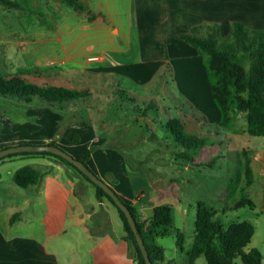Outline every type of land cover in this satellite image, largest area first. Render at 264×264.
Instances as JSON below:
<instances>
[{
  "label": "crops",
  "instance_id": "1",
  "mask_svg": "<svg viewBox=\"0 0 264 264\" xmlns=\"http://www.w3.org/2000/svg\"><path fill=\"white\" fill-rule=\"evenodd\" d=\"M59 2L63 3L61 0ZM130 4L137 36L141 44L144 45L142 47L143 59L158 60L161 61V64L172 68L174 66L168 64L169 61L170 63L173 59L184 61L185 64L180 67L181 82L190 83L189 87H184V91H194L191 88L195 82V79L192 78L193 75L199 76V79L204 81V77H208V73L206 67L202 66V69L198 63L191 62L200 59V63L203 64L197 49L182 41L179 38L180 34L190 33L195 27H204L201 36L207 37L211 32L205 27L216 25L220 36L223 39H228L233 24L241 23L246 28L259 31L264 35V0H130ZM84 6L86 12L91 15L85 29L93 28V20L95 23L103 24V11L108 7H116L115 4L111 5L110 0H87ZM113 32L118 33L119 29L113 28ZM29 40L26 42L27 47L23 49L52 53L57 48L50 44L53 41H60L61 38L37 36L35 39ZM6 43H12L11 38H7ZM28 43H32L33 46L29 48ZM99 50L103 53V46ZM95 58L89 56L87 59L89 62ZM96 59L100 62L103 61L102 67L86 68L81 71L68 69L67 73H60V71H54L52 68L55 67V64L50 63L47 64L49 67L46 69L34 66L31 70L25 68L21 71L19 73L21 79L41 87L66 88L59 85L62 82L61 74L67 77L68 83H71V80H74L77 75L83 74L84 81L87 82L83 85L84 89L82 90H88L91 93L84 101L94 98L93 100L98 102L87 107L89 109H83L86 114L85 119L82 118V115L76 119L72 112H77V109L64 112L59 108L60 104H69L67 102L48 103L38 98H31L27 101L0 95V151L21 145H49L56 141V147L77 159L90 148L97 147L98 149L87 161L88 167L114 189L123 202L132 205L134 200L139 198L138 203L133 206L139 223L151 221L156 207L170 205L174 209L175 226V215L190 218L191 211L200 201L197 196L199 189L193 191L196 193L195 195L188 189L189 184L191 186L198 184L197 188L200 185L201 179L194 175L201 171L207 163L214 165L216 158L217 161H220V155H227L226 151L227 153L229 151L228 146H225L224 153H221L220 149L223 143L222 137L229 136L226 130L219 125L220 113L216 107L215 117L209 119L211 124L203 119L196 124L194 134L204 139L205 142L207 141L206 146L197 151L194 162L177 161L180 164L179 175L177 174L176 177L166 181V183L170 182L169 188L161 190L160 185L150 177L151 195L149 198L145 201L144 197L146 196L143 192L141 195L131 196L134 192L131 183L133 178L131 168L134 165L131 166L130 161H128V165L124 161H118V156L117 159H114L112 155L103 154V144L106 141H113L116 133L119 134L115 138L117 143L110 142V146L116 145L122 148L120 146L122 144L125 149H134L135 147L136 139L133 141L125 139L122 128L123 118L110 123L112 126L108 128L103 126V93L105 95L112 92V95L120 98L119 102L116 101L119 104L114 103L113 105L116 107L115 118L123 113L120 106H123L124 98L120 92L125 90L115 78L118 76L117 73L120 75L123 71L106 63L105 58ZM94 71L98 73L95 76L102 77V82L98 84L91 82V77H95L92 76ZM155 73L152 72V75ZM173 74L175 75L173 81L176 79L179 82L178 74ZM11 75L16 74H8V76ZM156 80L161 91L167 92L166 80L161 79V76H158ZM96 93L100 94L96 95ZM150 99L152 100L149 102L152 104L154 100ZM162 104L163 106L153 109L156 116L151 119L156 125L164 127V124L172 118L170 116L173 112L172 108L176 110L177 106L171 105L172 108H168L169 113L168 109H165L168 106L165 104V100ZM170 104H172L171 101ZM12 107H14V111ZM161 110L169 116L167 120H164ZM181 114L176 110L174 117H180L183 120ZM10 117H16L23 121L19 120L21 123L13 122ZM233 122L227 126V129L232 128ZM204 124H207L209 128L205 130ZM62 126L64 127L63 132L57 139L55 135L59 133ZM233 131L235 134L239 132L237 129ZM243 133L249 135L247 129ZM256 138L248 139L242 148L236 146V152L242 155L243 151L249 153L253 171L252 185L246 187L245 184V187L242 188V190L246 189L245 194L252 202L249 207L254 213L247 222H250L255 228L251 243L245 252L257 249L264 257V139ZM216 146L219 149H216ZM167 149L169 150V148ZM136 153L133 151L131 155L139 157L141 154L136 156ZM123 154L127 156L125 152ZM137 161L141 162L140 158ZM27 167L41 171L42 178L34 186L21 188L15 183L14 175L18 170ZM135 169L137 172H145L138 163ZM109 175H114V178L111 179L112 176L108 178ZM117 180L120 181L118 185L114 184ZM178 183L180 184L179 191L175 190ZM184 189L186 190L184 191ZM236 208V204L228 206L227 209L219 211L217 216L224 214L225 210ZM224 230L226 228L223 227ZM159 231L155 230V233L158 234ZM160 238L163 237H156L155 242L157 243ZM198 260L196 264H198ZM187 261L186 254L185 264ZM0 264L137 263L134 249L126 240V232L118 210L108 200H99L96 196V189H92L87 181L75 176L52 157L13 156L0 161Z\"/></svg>",
  "mask_w": 264,
  "mask_h": 264
},
{
  "label": "rangeland",
  "instance_id": "2",
  "mask_svg": "<svg viewBox=\"0 0 264 264\" xmlns=\"http://www.w3.org/2000/svg\"><path fill=\"white\" fill-rule=\"evenodd\" d=\"M11 1L17 3L20 8L10 9L0 4V73L5 76H8V74H19L25 68H30L29 70H31L34 66L46 69L49 67L47 64L50 63L55 64L52 69L60 71V73H67L68 69L70 71H81L86 68L94 69L103 66V61L100 62L98 59L88 62L87 58L89 56L105 58L106 63L123 71L120 75L117 73L118 76H115V78L129 96L137 98V102H130L127 98H124L123 106H120L123 113L115 118L116 107L113 105L114 103L118 105L119 103L117 102H119L120 98L112 95V92H108L105 95L103 93V126L108 128L112 126L110 123L123 118L124 124L122 128L125 139L127 141L136 139L134 149H125L122 144H120L122 148L116 145L110 146V142L117 143L115 138L119 134L116 133L113 141H106L103 144V154L112 155L114 159H117L118 156V161H124L127 165L128 161H130V165H134L131 168V174L133 175L131 183L134 191L131 196L135 197L143 192L146 196L144 197L146 201L151 195L150 177L160 185L161 190L169 188L170 182L166 183V181L169 178L176 177L177 174L179 175L180 164L175 161V152L179 151L181 147L178 142H175V138L166 132L164 127L152 122L151 118L156 116L153 109L163 106L161 103L164 100L165 104L168 105L165 107L166 110L170 107L172 108L171 105L177 106L176 110L182 113L183 120L182 118L181 120L184 125V132L195 139L205 141L194 133L196 124L201 119L211 124L209 119L215 117V111H217L210 92L211 81L208 78L209 76H203L204 81H202L199 76L193 75L192 78L195 79V82L191 88L194 91H184L185 86H190V83L181 82L180 67L185 64L184 61L174 59L172 63L169 61L168 64H173L174 66L172 68L166 64H161V61L158 60L147 61L143 59L142 47L144 45L141 44L136 33L130 0H110L111 5L115 4L116 7H108L103 11V24L95 23L93 20L92 29H85L88 19H91L90 13H80L67 2L61 3L59 0ZM82 3L85 5L87 0H83ZM113 28H118L119 32L114 33ZM37 36L61 38L60 41H53L50 44L55 46L57 50L51 53L23 49L27 47V40L30 41L29 39H35ZM7 38H11L12 43H6ZM100 41L102 42L100 43ZM221 42L219 44L223 45ZM31 46L33 44L28 43V47L30 48ZM101 46H103V53L99 50ZM199 55L203 64L200 63V59L191 62L198 63L200 68L203 69V67L205 68V58L200 53ZM152 72L157 73L152 75ZM173 73L178 74L179 82L176 79L173 81L175 76ZM96 74L98 73L94 71L92 76ZM193 74L195 73L193 72ZM158 76L166 80L167 92H162L161 87L157 84L156 79H158ZM60 79L63 83L61 82L59 85L68 89L82 90L84 89L83 85L87 82L84 81L85 76L83 74L77 75L74 80H71V83H68L67 77L62 74ZM91 79L94 84L102 82L100 75L91 77ZM99 94L96 93V95ZM120 95L122 96L121 93ZM150 98L154 100L153 105L149 102L152 100ZM93 99L69 101L67 105L60 104L59 108L64 112L77 109L79 112H72L76 119H79L81 115L85 119L84 116L86 114H84L83 109L98 102ZM170 101L172 104H170ZM12 110H15L14 107H12ZM174 110L172 108L171 117L176 116V110ZM168 112L170 113L169 109ZM161 113L164 120L169 118L162 110ZM239 114L237 112L232 113L234 119L232 128L221 127L229 135L226 138L225 135L221 136L223 138V143L220 147L221 153H224L226 151L225 146H228L227 155H220V161H217L216 158L214 165L207 163L201 171L194 175L202 181H200L198 188L196 187L198 184L194 186L188 185V189L192 192H195V189H199L197 196L200 201L198 202L210 206L215 210L216 216L219 211L227 209L228 206H235L236 202L242 200L246 195L242 190L246 184L245 156L236 152V146L242 148L244 143L251 139L252 136L243 133L247 129L246 120L243 114ZM19 120L23 121L16 117L12 118L13 122L21 123ZM203 128L206 130L209 126L204 124ZM63 129L64 127L62 126L59 132L62 133ZM234 129L239 131L238 135L234 133ZM55 138H57V134ZM258 138L264 139L263 137H257L256 139ZM168 145H170L169 150L167 149ZM153 147L155 148L153 149ZM216 147V149H219L218 146ZM96 149L98 148L96 147ZM133 151L137 152L136 156L141 153L140 156H132ZM138 158H140L141 162L137 161ZM133 160L136 161L133 162ZM137 163L145 172L136 171ZM111 176V179H113L114 175ZM111 176L109 175L108 178ZM117 181L114 184L118 185L120 183V181ZM87 183L90 184L89 182ZM90 185L92 189H96L92 184ZM175 190H180L179 183L175 186ZM194 192L193 195L196 194ZM197 203L195 205L196 208L190 213V218L187 216L182 218L177 214L175 215L174 231L179 230L184 235L186 249L185 247L184 250L180 249L174 233L160 238L157 240V244L163 246L164 258L163 261H157L154 264H185L186 252L191 248L195 236ZM253 215L251 208L245 206L233 210H225L224 214L215 217V219H219L221 225L224 228H228L235 222L250 220ZM197 263L207 264L204 256H201ZM235 263L243 264L240 259H237Z\"/></svg>",
  "mask_w": 264,
  "mask_h": 264
},
{
  "label": "trees",
  "instance_id": "3",
  "mask_svg": "<svg viewBox=\"0 0 264 264\" xmlns=\"http://www.w3.org/2000/svg\"><path fill=\"white\" fill-rule=\"evenodd\" d=\"M61 1L67 2L80 13L86 12L82 3L83 0ZM0 4L10 9L20 8L17 3L11 0H0ZM205 28L211 32L207 37L201 36L204 27H195L190 33L180 34L179 38L196 48L205 58V67L211 81L212 99L220 113V127H227L232 124L234 120L232 113L237 112L245 116L247 133L250 136L264 138V35L259 31L246 28L241 23L233 24L228 39H223L220 36L216 25ZM220 41L223 45L219 44ZM120 93L122 98H127L130 102H137V98L129 96L126 91ZM90 94L88 90H69L52 86L41 87L21 79L20 74L5 76L0 73V95L6 97L27 101L31 98H38L48 103H63L84 100ZM153 104L154 102L151 105ZM164 128L175 138V142L180 144V150L175 152L176 161L194 162L197 151L206 146L205 141L195 139L184 132V125L180 117L170 118L164 124ZM60 135V132L57 133V139ZM49 145L56 146V141ZM169 147L170 145L167 146V148ZM95 150L96 147L90 148L77 160L88 167L87 161ZM243 155L245 156L246 187H250L253 183V171L249 153L243 151ZM13 156L52 157L75 176L92 184L96 188L97 198L108 200L118 210L126 232V240L134 249L136 263L146 264L125 214L103 189L93 184L73 164L47 152L12 154L1 158L0 161ZM41 178V171L29 167L18 170L14 175L15 183L21 188L34 186L39 183ZM243 191L245 192L246 189ZM125 205L135 218L153 264L157 261H163L164 258V249L155 242L156 237H165L174 233L177 237L178 246L184 250V235L179 230L174 231L173 228L174 209L172 206L161 205L156 207L151 221L140 224L134 207L127 203ZM251 205L252 202L248 200L246 195L236 203L237 208ZM215 217V210L202 202L197 203L195 238L191 248L186 252L187 264H196L201 256L205 257L207 264H236L237 259H240L243 264H263L264 257L259 250L251 249L245 252L255 233V228L250 222H235L223 231V226ZM155 230L160 231L157 234Z\"/></svg>",
  "mask_w": 264,
  "mask_h": 264
},
{
  "label": "water",
  "instance_id": "4",
  "mask_svg": "<svg viewBox=\"0 0 264 264\" xmlns=\"http://www.w3.org/2000/svg\"><path fill=\"white\" fill-rule=\"evenodd\" d=\"M47 152L59 156L69 163L73 164L80 172H82L93 184L97 187L103 189L106 194L112 199L115 205L125 214V217L132 229V232L135 235L137 244L139 249L145 259L146 264H153L145 242L138 230L135 218L129 208L125 205V203L117 196V194L113 191V189L105 183L102 179H100L97 175H95L87 166H85L81 161L69 155L67 152L62 149L52 146V145H21L17 147L7 148L0 151V159L4 158L8 155L18 154V153H40Z\"/></svg>",
  "mask_w": 264,
  "mask_h": 264
},
{
  "label": "built area",
  "instance_id": "5",
  "mask_svg": "<svg viewBox=\"0 0 264 264\" xmlns=\"http://www.w3.org/2000/svg\"><path fill=\"white\" fill-rule=\"evenodd\" d=\"M95 59H96V58H95ZM138 200H139V198L137 197V199H136V200H134V202H133L132 206H135V205L138 203Z\"/></svg>",
  "mask_w": 264,
  "mask_h": 264
}]
</instances>
